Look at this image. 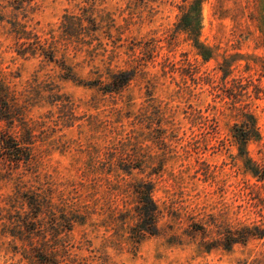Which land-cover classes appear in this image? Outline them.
Masks as SVG:
<instances>
[{
	"label": "clouds",
	"instance_id": "obj_1",
	"mask_svg": "<svg viewBox=\"0 0 264 264\" xmlns=\"http://www.w3.org/2000/svg\"><path fill=\"white\" fill-rule=\"evenodd\" d=\"M259 0H0V264H264Z\"/></svg>",
	"mask_w": 264,
	"mask_h": 264
},
{
	"label": "rangeland",
	"instance_id": "obj_2",
	"mask_svg": "<svg viewBox=\"0 0 264 264\" xmlns=\"http://www.w3.org/2000/svg\"><path fill=\"white\" fill-rule=\"evenodd\" d=\"M261 23L264 24V0H259Z\"/></svg>",
	"mask_w": 264,
	"mask_h": 264
}]
</instances>
